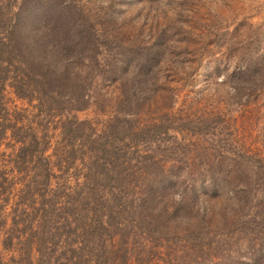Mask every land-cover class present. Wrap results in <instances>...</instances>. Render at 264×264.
Here are the masks:
<instances>
[{
  "label": "rangeland",
  "instance_id": "obj_1",
  "mask_svg": "<svg viewBox=\"0 0 264 264\" xmlns=\"http://www.w3.org/2000/svg\"><path fill=\"white\" fill-rule=\"evenodd\" d=\"M9 43L0 264H264V0H0Z\"/></svg>",
  "mask_w": 264,
  "mask_h": 264
},
{
  "label": "trees",
  "instance_id": "obj_2",
  "mask_svg": "<svg viewBox=\"0 0 264 264\" xmlns=\"http://www.w3.org/2000/svg\"><path fill=\"white\" fill-rule=\"evenodd\" d=\"M16 48L17 47L11 43L5 44L3 46L0 45V58L1 59L4 58L2 56V54H6L5 58H8L10 56L9 53H13V51H15L14 53H16L17 51L21 50V47H18L17 50H16ZM14 53H13V55H14ZM28 62H29V60H25V65H28L29 64ZM30 71H32L31 66L28 67V70L24 74V76L29 77V78L36 76L33 73H31V75H29ZM25 82H26L25 79H23V80L20 79L18 81L17 90H18L19 94H21V90L23 89V84ZM144 181H145V185L148 184L147 187H148V191H149L150 195H154L156 191L166 190L167 188L172 187L174 184H176V182L178 180L171 173H169L168 170H165L164 168H162L161 172L159 170V171H157L151 175L149 174L148 177H144ZM182 181H183V178H182ZM190 205L191 204L188 203L184 197H181L179 200V203L174 204L172 206V209L163 208L161 210V213L163 214V216L166 218L167 221H172V222L177 223L179 217L182 220L184 213H185V210Z\"/></svg>",
  "mask_w": 264,
  "mask_h": 264
}]
</instances>
